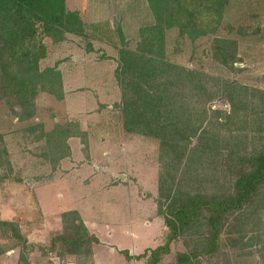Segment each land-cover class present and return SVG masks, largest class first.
Masks as SVG:
<instances>
[{"label": "rangeland", "instance_id": "1", "mask_svg": "<svg viewBox=\"0 0 264 264\" xmlns=\"http://www.w3.org/2000/svg\"><path fill=\"white\" fill-rule=\"evenodd\" d=\"M64 1L68 10L81 17L84 35L68 33L64 40L53 42L39 31L38 39L46 46L39 65L41 69L60 67L66 83H87L94 91L84 90L78 99L69 97L63 103L53 94L40 92L35 114L28 120H18L13 100L0 98V137L10 164L0 166V220L14 222L26 240L0 225V264H93L92 244L89 258L84 254L59 256L60 243L49 249L60 215L72 209L83 214L90 231L102 242L97 249L98 264H144V258L136 262L123 251L140 255L165 240L156 212L159 175L168 178L159 158V140L125 132L119 102H111L105 115L78 118L82 129L89 132L90 163L71 167L70 160L64 159L53 167L58 154L50 152L49 138L36 139L40 128L30 127L42 124L50 131L68 122L66 112L74 116L81 105L94 103L97 94L100 101L110 100L109 84L119 89L115 76L119 51L137 49L140 31L155 23L154 14L147 0ZM215 37L235 42L233 63L223 64L214 56V48L221 47L214 44ZM163 58L198 71L210 86L232 85L235 97L233 106L218 91L205 103V115L198 116L199 108L192 110V118L203 121L189 148L203 134L202 150L189 161L190 154H186L176 181H165L163 190L173 186L178 192L226 189L232 184L233 172L226 149L220 145L229 138L225 136L246 134L243 147L247 151L264 144V0H229L216 31L205 36L192 39L188 34L181 36L176 27L167 29ZM90 59L101 61L90 64ZM239 92L247 93L248 106L238 101ZM71 143L72 159L84 160L78 139ZM122 173L126 184L103 187L109 178L118 179ZM162 203L166 205L167 200L162 198ZM244 213L229 218L215 253L197 255L191 264H264V195L259 205ZM194 231L175 239L160 264H172L179 253L193 250L201 238ZM71 233L67 230L65 235Z\"/></svg>", "mask_w": 264, "mask_h": 264}, {"label": "trees", "instance_id": "2", "mask_svg": "<svg viewBox=\"0 0 264 264\" xmlns=\"http://www.w3.org/2000/svg\"><path fill=\"white\" fill-rule=\"evenodd\" d=\"M147 1L155 23L141 29L136 50L119 51L115 76L121 95L119 105L124 130L159 140V158L168 178L159 175L160 197L156 206L167 233L161 245L133 257L144 258V264H158L169 253L172 241L195 230L194 233L201 235L199 244L188 253H179L172 263L191 264L193 257L213 254L219 249L220 234L230 217L244 215L263 199L264 144L247 151L243 147L246 134L225 136L229 138L220 145L226 149L228 166L233 172L232 184L226 189L178 192L173 186L166 192L163 190L165 181H176L186 154H190L189 161L193 154L202 150L203 134L198 135L199 141L189 148L191 138L197 135L203 121L194 120L192 110L199 108L198 116L205 115V103L218 91L235 106V97L230 91L232 85L210 86L198 71L163 58L165 31L176 27L181 36L188 34L192 39L213 33L229 0ZM39 31L53 42L64 40L68 33L84 35L81 17L68 10L64 0H0V98L15 102L18 120L34 116L35 100L40 92L62 98L60 71L56 66L40 68L39 61L46 56V46L38 39ZM214 44L221 45L214 48V56L220 62L235 61L233 40L215 37ZM239 94L242 96L238 101L248 106L247 93ZM36 127L41 132L36 139L48 137L50 152L58 154L53 167L69 155L68 137L79 136L85 143V134L79 130L77 122L56 124L50 131H45L42 124H34L30 129ZM4 165L10 164L0 137V166ZM162 198L167 200L166 205ZM0 225L10 227L14 236L26 242L14 222L0 220ZM61 225L62 232L52 238L49 249L60 243L59 256L84 254L89 258L90 245L97 239L88 233L78 212H63ZM67 230H72L68 236L65 235ZM83 246L86 249L81 252ZM123 253L126 258H132L127 251Z\"/></svg>", "mask_w": 264, "mask_h": 264}, {"label": "crops", "instance_id": "3", "mask_svg": "<svg viewBox=\"0 0 264 264\" xmlns=\"http://www.w3.org/2000/svg\"><path fill=\"white\" fill-rule=\"evenodd\" d=\"M90 60H91L90 64H96L97 62L101 61V60L95 61L94 59H90ZM102 60H105V59H102ZM57 69L60 71L61 79H62V98L58 100L59 103L65 102V100L68 99L69 97H70V100L78 99L80 94L84 90L94 91V88L92 86H90V84H87V83H79V82H71V81L66 83L63 71L60 70L61 69L60 67L57 68ZM107 92L111 93V96L109 95L107 97V99H110V100H108V101L107 100L100 101L99 97H98V94H97V98L93 97L94 103H92L90 101V104H88V105H81V107H79L80 110L78 111V113L76 115L71 116L67 112L64 115V116H66V119L68 121L75 120L74 122L78 123L79 130L82 131L85 134V143H83L81 141V138L79 136L75 135V136L68 137L66 142H67V145L69 147V155L66 156V157H63L62 159H60V161H59L60 164H61V160H64V159H69L70 160L69 163L72 164L71 167H77L82 162L90 163V159L91 158H90V151H89L90 150V144H89V137L90 136H89V132H88V130L82 129V124H81L80 120H78V118H79L80 115H95V114H97L99 116L100 115H105L106 112H104V110L106 108H111L112 107V105L110 106L111 102H116V103L120 102V97H121L120 90L118 89V87L116 86L115 83H113V84L110 83L109 84ZM122 128L124 130L123 124H122ZM75 138L78 139V147L81 149V151H83V154L85 156L84 160H80V161H77V162L74 159H72L73 149H72L71 141L73 139H75ZM85 145H86V147H85ZM118 177H119L118 179H112V177L109 178L107 180V182L104 183L103 187H108V186L109 187H116V186H119L121 184H126L128 182V181H126V175L125 174L122 173ZM72 210H75V209H72ZM69 211H71V210H69ZM75 211H77V210H75ZM77 212H78V214H79V216H80L85 228L87 229L88 233L90 235H93L97 239V242L92 243V246H91V248H92V258L91 259L93 260V264H98V261L96 260L97 249L100 247L102 242L100 241V239L92 231H90V229H89V227L87 225L86 219L84 218L83 214L81 212H79V211H77ZM156 212H157V207H156ZM160 218H161V221H162V233H163V235L165 237L166 233H167V228H166V226L164 224L163 218L162 217H160ZM58 223H59V225H58L59 227H57L58 229L55 230L54 232H52V234H58L60 232V230H61L60 229V227H61L60 220H59ZM172 243H173V241L170 243V251H171ZM159 245H161V243L158 244L157 246H159ZM65 255H67V257L68 256H72L71 254H65ZM129 255L135 256L136 254H132V253L129 252ZM162 260H163V258L161 259V261L158 264L162 263ZM134 261H136V262L139 261L140 262L141 260L140 259H135Z\"/></svg>", "mask_w": 264, "mask_h": 264}]
</instances>
